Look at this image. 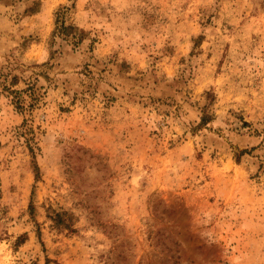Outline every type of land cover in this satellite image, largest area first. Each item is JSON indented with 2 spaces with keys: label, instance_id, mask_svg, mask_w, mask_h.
Wrapping results in <instances>:
<instances>
[{
  "label": "rangeland",
  "instance_id": "374dc122",
  "mask_svg": "<svg viewBox=\"0 0 264 264\" xmlns=\"http://www.w3.org/2000/svg\"><path fill=\"white\" fill-rule=\"evenodd\" d=\"M0 264H264V0H0Z\"/></svg>",
  "mask_w": 264,
  "mask_h": 264
},
{
  "label": "trees",
  "instance_id": "16d2710c",
  "mask_svg": "<svg viewBox=\"0 0 264 264\" xmlns=\"http://www.w3.org/2000/svg\"><path fill=\"white\" fill-rule=\"evenodd\" d=\"M58 31H59V34H64L65 36H70L69 35V30H72V29H75V27L74 26H67V25H65V23H62L60 26H58ZM80 37H79V34L76 32V33H74L73 35H72V39H79Z\"/></svg>",
  "mask_w": 264,
  "mask_h": 264
}]
</instances>
